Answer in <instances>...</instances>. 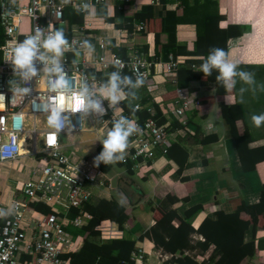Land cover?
I'll list each match as a JSON object with an SVG mask.
<instances>
[{
  "label": "crops",
  "instance_id": "1",
  "mask_svg": "<svg viewBox=\"0 0 264 264\" xmlns=\"http://www.w3.org/2000/svg\"><path fill=\"white\" fill-rule=\"evenodd\" d=\"M213 1H216L217 10L223 17L220 22L221 28L226 29L234 24L240 25L243 30L242 35L229 39L228 59L240 62L237 71L249 72L254 76V82L251 84L246 83L239 76L235 77V86L230 91L217 79L210 80V77L219 75L218 70L213 69L211 75L207 76L201 70L200 79H195L193 69L183 66L187 59L204 58V52L198 51L195 47L197 32L194 19L202 17V12L209 9L207 6L186 12L183 11L185 6H182L178 11L183 19L177 28L178 42L186 49L176 56L170 54L168 60L156 51L157 46L165 40L162 19L167 14V10L176 8L181 0H167L166 3L159 0H133L126 3L123 8L124 17H134L143 5L147 4H152L154 11L153 17L135 21V30L129 34L117 28L114 23L107 22L100 15V9L104 5L91 7L86 14L81 12L84 16L82 24H71L66 14L70 33H64V38L69 39L72 34L79 33L82 29L85 35H88L89 42L94 44L93 50L88 54L89 60L95 59L92 57L93 53L100 54L96 42L98 37H102L110 43L106 52L108 59L111 57V48L116 45L119 53L125 52L127 55L129 49L134 48L155 63L149 82H143V86H136L138 80L134 77L136 93L131 98L123 86H119V95L123 98L116 104H120L129 111L130 102L134 103L137 99L142 100L148 96L150 102L145 106L148 109L151 108L154 115L157 114L161 119L167 120L164 125L169 132L167 148H173V152L161 147L156 158L147 164L132 162L129 142L128 148L123 153V161L105 163L100 160L97 164L96 158L102 153V141L107 138V134L113 128V125L108 126L101 120L97 123L99 119H96L94 123L89 121L90 125L84 124L83 131L69 132L61 138L63 152L66 155L72 150V153L80 154L82 164L90 163L94 166L95 180L87 184L92 193V199L85 205V209L87 210V206L97 200H101L108 208L107 217H104L96 226L100 232L97 239L102 243L121 238L134 239L137 241L136 250L146 251L145 261L148 264H177L178 258L185 256L201 264L203 260L211 256L214 249L212 246L209 251L202 250L198 246V241L204 239L197 233L188 237L187 247L175 253L165 250L162 244H158L156 238L164 240L171 238L163 228L159 230L155 228L166 212L162 206L163 203H168L177 211L178 217L173 222L177 228H180L183 223L198 228L205 217L216 219L219 211L232 212L243 202L257 204L261 198L264 161L256 162L251 148L264 144V125L255 127L251 117L254 114L264 113V0ZM194 4L195 0H189L190 8ZM119 5L116 0H109L108 5H105L109 15L116 16L117 22L121 20L119 11L123 10L118 8ZM199 5L203 6L204 0H200ZM209 10L211 13H217L216 5L212 4ZM140 22L144 23L142 30L138 28ZM24 30H30L29 20H26ZM171 56L178 60L179 65L172 73H168L165 64ZM2 57L0 63L3 60ZM71 57L73 60L81 61L85 56L82 53H73ZM112 67L114 74H117L114 65H111L108 70H103L100 66H92L90 71L103 79L108 86ZM99 72L103 75L100 76ZM121 76L118 75L119 78ZM182 83L185 84L181 85ZM178 88L187 90L195 102H198L197 107L187 112L186 124L174 114L178 105ZM105 91L106 89L102 93ZM241 100L243 103L240 102ZM237 103L243 106L246 115V121H239V129L242 132L247 126L252 137L248 144L241 146L237 145L231 132V125L224 118L221 108L222 104ZM137 104L144 107L140 103ZM174 120H179L183 128L170 131L168 126ZM87 131L94 137L84 138L83 133ZM203 135H214L216 139L214 142L201 144L199 140ZM41 147L40 143L39 148ZM180 147L187 151V154L185 152L180 156L183 165L172 158L174 152ZM20 159L10 163V169L2 171L0 166V181H8L7 184L14 193V199L23 198L21 187L25 181L13 182L12 170L18 167L20 173L25 175L29 173ZM3 194L1 192L0 196ZM38 204L48 205L43 202H32L30 207L34 212L49 214L53 211L44 212L36 208ZM11 205L10 203L9 207ZM119 205L123 206L129 215V219L123 226L109 217L119 212ZM196 206L197 211L188 217L190 208ZM82 229H70L74 240H78V243L74 241L75 250H79L85 240L90 238V235ZM252 238L253 231L250 228L246 233V241ZM254 239L258 247L256 255L246 258L242 264H264V217L261 218ZM223 255L220 253L213 264L219 259L223 261Z\"/></svg>",
  "mask_w": 264,
  "mask_h": 264
},
{
  "label": "built area",
  "instance_id": "2",
  "mask_svg": "<svg viewBox=\"0 0 264 264\" xmlns=\"http://www.w3.org/2000/svg\"><path fill=\"white\" fill-rule=\"evenodd\" d=\"M131 1L125 0L126 3ZM108 3L109 0H69L67 4L63 0H30L26 4H21V0L1 1L0 19L5 42L1 46L3 60L0 63V94L4 95L0 102V166L18 161L23 156H32L37 164L31 178L21 187L23 198L14 199L11 207H6L0 200V213L3 214L0 216V264H69L65 254L75 251L70 229L82 228L93 218L85 205L92 199L87 184L95 180V169L90 163L72 164L70 157L63 152L61 138L69 132L83 131L86 118L92 123L99 119L108 126L114 125L121 117L135 122L141 131L128 138L132 162L147 164L156 158L161 147L167 150L169 146L168 129L157 122L151 108L148 110L152 117L142 120L120 104L110 105L102 93L107 84L90 71L92 66L108 70L114 65L119 76L129 69L136 80L149 82L155 63L139 50L131 48L125 58L111 54L108 59L106 52L110 43L98 37L96 45L100 54L91 61L88 54L94 44L80 29L79 33L65 38L67 45L59 57L42 46L38 48L37 57L43 54L44 59H34L36 75L17 68L13 63L12 49L27 36L35 35L37 29L42 32L41 45L56 30L70 33L66 18L68 8L80 9L86 14L91 7ZM84 5L88 8L84 9ZM118 8L123 9V6ZM26 20L30 21L29 31L24 30ZM138 28L144 29V23L140 22ZM73 53H82L85 57L81 61L73 60ZM57 60L67 84L54 91L52 86L58 74L52 69ZM178 65V60L171 56L165 64L166 71L172 73ZM82 91L88 101L99 103L100 110L91 106L80 111L72 110ZM59 104L64 105V111L60 114L62 127L57 132L48 125V116ZM197 104L191 93L178 88V105L174 114L186 124L187 112ZM141 108L139 104L134 107L135 110ZM17 119L20 121L18 128L15 126ZM32 202L48 204L53 211L49 214L34 212L30 207ZM73 209L79 213L71 217ZM146 254L144 249L135 250L130 261L123 264H148Z\"/></svg>",
  "mask_w": 264,
  "mask_h": 264
},
{
  "label": "trees",
  "instance_id": "3",
  "mask_svg": "<svg viewBox=\"0 0 264 264\" xmlns=\"http://www.w3.org/2000/svg\"><path fill=\"white\" fill-rule=\"evenodd\" d=\"M0 0V4H1ZM123 6L126 5L124 0H116ZM155 1V0H153ZM160 2L166 3L167 0H159ZM200 0H195V4L190 8L189 0H181V3L172 9L167 10V14L162 19V32L165 35V40L159 44L156 48L157 54H161L164 59H169L170 54L175 56L186 49L178 42L177 28L182 23V15L179 14V10L182 6H185L183 10L195 11L203 7H212V4L217 3L213 0H204V5L200 6ZM202 12V17L195 18L196 24V49L198 51L204 52V58L197 59H187L183 66L189 69H193V77L195 79H200L201 70L200 67L202 63L207 59V56L211 54L214 47L222 48L226 51L228 55L229 50V39L231 37H237L243 34L242 27L240 25L231 24L228 28L223 29L220 27V22L222 20V15L217 13H211L210 10ZM194 13V12H193ZM67 14L70 19L71 24H82L84 21L83 14L78 10L67 9ZM100 15L104 17L107 22L114 23L117 28L123 29L126 34H129L135 30V21L142 20L144 18H151L154 15L152 4L143 5L142 9L136 13L132 18L124 17V9L119 11L121 17L120 22L116 21V16H110L107 6H102L100 9ZM5 42V31L1 24L0 19V61L2 56L1 46ZM113 51V52H112ZM111 54L121 55L126 57L125 52L119 53L118 47L113 45L110 51ZM115 73L114 68H111L110 76ZM102 76L103 73L99 72ZM121 78V79H120ZM119 78L118 85L123 86V89L129 94L131 98L136 93L134 86L135 80L132 72L129 69L124 70L122 76ZM125 78H128L130 83L125 82ZM216 79V76L210 77V80ZM182 83L181 85H184ZM143 86V85H142ZM140 86V87H142ZM150 102V98L147 96L142 100H136L134 103H129V113H135L140 119L146 120L152 117V114L148 112V107L145 104ZM137 103L144 105L142 109L135 110L134 107ZM222 114L224 118L231 125L232 135L237 143V145L248 144V141L252 139L250 130L246 126L241 132L239 129V121H246V115L243 110V106L240 103L227 105L222 104ZM160 125H166L167 120L161 119L157 114L153 115ZM170 131L182 129L183 126L179 120H174L171 125L168 126ZM199 134V130H197ZM214 135H203L199 140L201 144H208L215 141ZM173 148H167L168 151L173 152ZM103 151V148H102ZM253 157L256 162L264 161V144L259 146H254L251 148ZM187 151L185 148L180 147L173 154V159L178 160L180 164L183 162L180 156ZM185 160V159H184ZM183 160V161H184ZM162 205L165 209V214L158 221L159 224L155 226L156 230L163 228L171 238L169 240L158 239L156 242L162 244L164 249L170 252H177L184 247H187L188 237L192 234L197 233L202 235L204 240L198 241V246L204 250L209 251L212 246H214L211 256L202 261L201 264H213L220 253H223L224 259L218 260L215 264H242L246 258H252L256 255L257 244L254 239L255 233L259 227L261 218L264 217V184L261 193L260 201L257 204H247L243 202L241 206L232 212L219 211L217 213V218L212 219L205 217L198 228L192 227L190 224L183 223L180 228H177L173 222L177 219V211L170 206L168 203H163ZM36 208L43 210L44 212H50L53 208L50 205L38 204ZM119 212L116 214H111L109 217L113 221H116L123 226V224L129 219V215L123 206L119 205ZM198 207L190 208L187 216L190 217L197 211ZM87 210L93 214V219L86 225H84L82 230L90 235L84 242V245L79 249L65 254V257L69 260V264H123L124 261H130L131 254L137 249V241L134 239H116L109 243H102L97 239L100 234L96 226L99 222L107 217L108 208L103 205L101 200H97L94 203H90L87 206ZM77 209H73L70 216L74 217L78 214ZM250 228L253 231V238L250 241H246V233ZM177 231V232H176ZM176 232V233H175ZM177 264H200L191 257L185 256L178 258Z\"/></svg>",
  "mask_w": 264,
  "mask_h": 264
},
{
  "label": "clouds",
  "instance_id": "4",
  "mask_svg": "<svg viewBox=\"0 0 264 264\" xmlns=\"http://www.w3.org/2000/svg\"><path fill=\"white\" fill-rule=\"evenodd\" d=\"M65 4L69 3V0H63ZM84 9L88 8V5L83 6ZM80 11V9H78ZM42 32L37 29L35 35H29L26 39L19 43L16 47L12 49L13 52V63L19 69H27L28 73L31 75H36V69L33 66V61L36 58L44 59L43 54L37 57V51L39 47H43L48 52L54 53L55 57H59L63 54V50L67 45V41L64 38V33L62 30H56L53 33L49 34L46 39H44L43 44H40ZM87 45V42H85ZM91 47L90 45H88ZM239 61H230L226 51L219 47H214L211 54L207 56V59L202 63L200 70L204 74L211 75L212 70L216 69L219 72V75L216 79L223 83L226 89L229 91L235 86L236 80L235 77L239 76L246 83H253L254 76L252 73L237 71ZM56 66L53 71L58 74V79L55 84H53V90L65 88L67 81L62 74V69L59 67L58 60L55 61ZM119 77L117 74H113L109 85L107 86L106 91L103 93L105 98L109 99L110 105H115L123 97L119 95ZM125 82L130 83L128 78H125ZM143 80H138L137 85H142ZM25 92L28 89H24ZM79 97L76 100L75 108L73 111H80L86 109L88 106L96 110H100V105L98 102L88 101L85 93L82 91L79 93ZM4 100V95L0 94V102ZM243 103V101H240ZM64 111V105L59 104L54 108L51 114L48 116V125L51 128L56 129L57 132L62 127L61 123V112ZM251 120L255 127H261L264 125V113L259 115H252ZM15 126L18 128L20 126V121L17 119L15 121ZM141 129L139 126L132 121L127 120L125 117H121L119 120L114 122L112 130L107 134V138L102 141L103 151L99 157L96 158V163L98 164L100 160H103L105 163H115L116 161H123V153L129 146V137L136 132H140ZM94 142V141H93ZM118 154V155H114ZM0 215H3L0 213Z\"/></svg>",
  "mask_w": 264,
  "mask_h": 264
},
{
  "label": "rangeland",
  "instance_id": "5",
  "mask_svg": "<svg viewBox=\"0 0 264 264\" xmlns=\"http://www.w3.org/2000/svg\"><path fill=\"white\" fill-rule=\"evenodd\" d=\"M28 0H21V4H26ZM97 54L96 52L93 53V58H96ZM89 119L86 118L85 120V124L86 125H90L89 124ZM97 123H100V120H97ZM68 155L70 157V161L72 164H78L80 163L82 160H81V157H80V154H77V153H72V150H70L68 152ZM20 161L23 163V167L27 170V173L28 174H23V173H20L18 171V167L14 168L12 170V179L14 180L13 182L15 181H27L31 178V171L33 170V168L36 167V164H37V160L34 159L33 157H30V156H25L23 158L20 159ZM10 166V162H7L5 163L4 165L1 166V170L4 171L5 169H10L9 168ZM8 181L7 180H1L0 181V193H4L3 196L1 195L0 196V200L3 201V203L5 204L6 207H9L10 206V203L12 204L13 202V199H14V193L13 191L10 190V187H8ZM6 194V195H5ZM1 216V215H0ZM27 219L29 220L30 219V215L28 214L27 215ZM76 243H78V240H74Z\"/></svg>",
  "mask_w": 264,
  "mask_h": 264
},
{
  "label": "water",
  "instance_id": "6",
  "mask_svg": "<svg viewBox=\"0 0 264 264\" xmlns=\"http://www.w3.org/2000/svg\"><path fill=\"white\" fill-rule=\"evenodd\" d=\"M88 134H89V135H88ZM88 136L94 137V136H92V134H90V132H88V131L83 133V137H84V138H88Z\"/></svg>",
  "mask_w": 264,
  "mask_h": 264
},
{
  "label": "bare ground",
  "instance_id": "7",
  "mask_svg": "<svg viewBox=\"0 0 264 264\" xmlns=\"http://www.w3.org/2000/svg\"><path fill=\"white\" fill-rule=\"evenodd\" d=\"M0 108H2V107L0 106Z\"/></svg>",
  "mask_w": 264,
  "mask_h": 264
}]
</instances>
